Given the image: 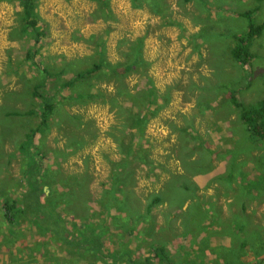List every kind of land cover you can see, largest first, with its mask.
Here are the masks:
<instances>
[{
  "label": "rangeland",
  "instance_id": "1",
  "mask_svg": "<svg viewBox=\"0 0 264 264\" xmlns=\"http://www.w3.org/2000/svg\"><path fill=\"white\" fill-rule=\"evenodd\" d=\"M140 2L39 0L37 40L0 0V264H155L154 245L176 264H264V143L230 101L264 99V32L250 63L231 56L264 0ZM36 89L56 103L45 122ZM31 201L41 221L19 213Z\"/></svg>",
  "mask_w": 264,
  "mask_h": 264
},
{
  "label": "trees",
  "instance_id": "2",
  "mask_svg": "<svg viewBox=\"0 0 264 264\" xmlns=\"http://www.w3.org/2000/svg\"><path fill=\"white\" fill-rule=\"evenodd\" d=\"M14 1V0H10ZM20 2V5L22 7V16L25 26V32H32L35 35V38L37 40H41V37L45 34L44 30L42 29L41 24L39 25L41 19L38 13V1L39 0H18ZM106 2L107 0H98ZM136 5H140V0H131ZM255 7L252 9H249L247 11H244L242 13V16L245 17L248 21L247 24V30L245 33L242 34H235L233 35V38L235 40V44L231 49V56L241 64H248L251 62L253 57V52L251 51V44L252 41L261 36L264 32V22H261V24H257L253 21V14L255 12ZM31 28L32 30H29ZM124 66L118 67L113 66L112 64H108L109 67L115 71L116 73H123L126 74L127 72L131 71L133 69V64L125 62L123 63ZM103 66L96 64L95 67H93V71H99ZM104 67H107V62L105 63ZM120 68V69H119ZM65 71V69H64ZM90 70H86L83 72L76 73L67 83L65 86H73L76 83L88 78L90 76ZM33 95L36 98L43 97L45 101L43 102V109L40 111L42 115V122H45L49 116H51L54 113L56 103L53 101H50L48 97L45 95H42L39 90H34ZM97 96V95H94ZM230 101L233 105L239 110L240 118L242 121L246 124L247 128L250 130L251 134L259 141L264 143V99L260 100L257 104H245L241 102L238 97L235 94L231 95ZM157 104H159L157 102ZM15 110H11L7 113L8 116H13L17 114L16 112H13ZM154 111H151L153 113ZM32 113V112H28ZM145 111H139L132 117V119L124 120V124L127 122L128 126L130 128L136 129L135 132H133V135L136 137H140L144 135V129L146 126V121L148 120V115L144 114ZM13 120L8 121V123L12 122ZM39 131V127L32 128L29 134L27 135L28 139H31L32 137H35L37 132ZM140 134V135H139ZM27 143H23L20 150L21 152H27V149L25 145ZM136 144L138 142L136 141ZM25 145V146H24ZM132 146H135V143L132 142ZM140 149L142 150V144H138ZM37 151V150H36ZM29 161L28 163L32 162V168L37 161V153L31 154L30 152ZM133 154V150L130 151V156ZM36 168V164L34 166ZM30 200H32L31 197H28ZM159 200V198H155L152 200L151 204L156 203ZM149 205V206H150ZM30 209V210H29ZM42 208V205L39 202H32L30 204H27V206L20 211L19 213H31L33 215V219L35 221H41L43 219V214L47 215V211ZM48 210H50V213L53 212V208L50 207V209L47 207ZM59 213H55L53 215H50V231L59 232L61 221L58 219ZM52 218V219H51ZM17 220V219H16ZM12 224L15 222L10 221ZM52 229V230H51ZM57 234V233H56ZM93 231L89 235H87V232H85L84 235V244L89 243L96 249L100 250V245L98 240L100 237L98 235L94 236ZM77 244V243H76ZM153 254L155 255L156 262L155 264H176L174 263L170 256L168 255V252L163 246L160 245H154L153 248ZM19 259V258H18ZM17 260V258H15Z\"/></svg>",
  "mask_w": 264,
  "mask_h": 264
},
{
  "label": "crops",
  "instance_id": "3",
  "mask_svg": "<svg viewBox=\"0 0 264 264\" xmlns=\"http://www.w3.org/2000/svg\"><path fill=\"white\" fill-rule=\"evenodd\" d=\"M202 180V179H201Z\"/></svg>",
  "mask_w": 264,
  "mask_h": 264
}]
</instances>
